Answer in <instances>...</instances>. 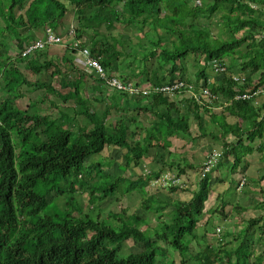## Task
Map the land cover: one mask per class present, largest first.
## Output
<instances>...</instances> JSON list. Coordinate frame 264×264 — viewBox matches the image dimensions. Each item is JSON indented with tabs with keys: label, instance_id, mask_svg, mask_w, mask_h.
<instances>
[{
	"label": "trees",
	"instance_id": "1",
	"mask_svg": "<svg viewBox=\"0 0 264 264\" xmlns=\"http://www.w3.org/2000/svg\"><path fill=\"white\" fill-rule=\"evenodd\" d=\"M260 11L247 0H0V264H190L186 260L190 242L211 210L205 208L215 181L208 179L212 173L203 176L189 200L172 202L157 191L141 196L139 205L157 215L155 223L147 214L129 212L134 203L120 205L119 211L109 210L114 217L110 220L99 200L110 196L122 200L141 182L147 184L148 176L162 175L167 168L164 160L163 168L150 174H128L127 168L142 164L145 154H153L154 146L168 150V154L179 153L172 139L193 134L191 116L207 133L202 111L210 113L212 123L219 125L221 135L212 132L223 150L216 166L232 157V171L238 166L247 169L243 157L255 148L247 142L262 141L255 149H264V108L260 104L264 93L250 99L236 95L264 88V20ZM212 14L230 29L229 36L211 32L206 20ZM72 18L76 21L75 35L67 34L59 43L65 45L61 62L66 70L60 61L49 58L47 47L25 57L7 53L12 41L23 50L37 40L42 29V37H46L47 25L58 30ZM118 24L122 28L137 26L145 33L142 40L133 43L123 33L114 35L113 27ZM146 27L152 29V36L145 32ZM133 45H139L138 51L130 49ZM86 46L99 58L104 75L74 63L73 59L79 60L75 53ZM240 47L245 49L236 56ZM225 54L234 55L233 63L225 60ZM218 61L225 62L227 69L211 81L207 69L213 71L212 65ZM18 64L24 65L23 69ZM29 72L47 73L60 89L55 82L29 79ZM232 72L244 73L246 80L233 82ZM138 75L142 76L140 81ZM113 77H131L138 87L144 81L154 86L175 81L184 85L168 93L137 92L134 98L143 101L134 110L126 101L132 93L109 84ZM191 84L196 92L209 85L224 99L222 105L212 101L222 110L217 112L215 104L196 99L187 91ZM23 85L31 91L45 90L36 100L29 98L26 108L17 104L24 96L20 92ZM111 146L123 151L126 162L117 176L105 170L111 157L100 156ZM148 157L153 159L156 153ZM191 166L195 163L182 169L177 166L181 172L176 175L183 178ZM242 179L248 182L245 176ZM225 180L216 178L217 182ZM179 187L168 186V190ZM78 189L87 192L85 205L76 196ZM226 205V200L219 203L209 219L217 213L223 215ZM237 206L240 211L246 208L240 203ZM165 207L171 209L163 210ZM262 218L249 219L237 250L209 246L201 255L206 258L201 264L250 263L246 259L253 251L245 255L242 248L249 245L246 234L257 225L264 228ZM130 239L141 249L122 253ZM167 243L173 248L168 249Z\"/></svg>",
	"mask_w": 264,
	"mask_h": 264
},
{
	"label": "rangeland",
	"instance_id": "2",
	"mask_svg": "<svg viewBox=\"0 0 264 264\" xmlns=\"http://www.w3.org/2000/svg\"><path fill=\"white\" fill-rule=\"evenodd\" d=\"M198 3V1H196ZM121 7V6H119ZM74 14L73 12H69L68 15H72ZM210 20H206V22L209 23L208 27H210L211 32L213 34H217L218 32L221 35L224 36H229L228 31L230 30L228 27L222 26V22L217 18V16H215V14H212ZM65 22V21H64ZM72 24V25H70ZM76 24V21L74 20V18H72L71 20H69L68 22H65L63 24H60V29L56 30L55 27L53 26H49L47 25L45 27V33L44 35L48 38L50 37L52 34H55L56 37H58L59 39H56L54 41H56V43L50 44V45H46L45 47H47L46 49H49V58L52 59L53 61H60L61 62V57H62V52H63V46H65L64 44H59L61 42H58L60 40V37L66 38L67 34H69V29L74 28ZM70 25V26H69ZM62 26V28H61ZM152 29L149 27H146L145 32H147L150 36H152ZM159 33H162L163 29L159 28L157 30ZM221 31V32H220ZM43 32L44 29H42V31L36 35V39L38 38H42L43 36ZM60 35H57V33ZM119 33H123L124 36L129 37V40H131L133 43H138L139 41L142 40V35L145 33H142V31H140V29L137 26H132L129 28H122L121 25H116L115 27H113V34H119ZM40 41V40H39ZM12 45L8 48V54H10L12 57L16 58L17 53H21V55L23 57H25V52L24 49L27 48L29 45L27 44L24 49L22 50L21 48H19V46H16V43L14 41L11 42ZM26 43V42H25ZM52 45V46H51ZM50 46V47H48ZM61 46L60 51L58 50V47ZM139 45H133V46H129L131 50H137ZM44 47V48H45ZM128 47V48H129ZM43 48V49H44ZM2 50H5L4 48H1ZM245 49V47H240L237 48L235 50V54L236 56L238 54H240L243 50ZM22 50V51H21ZM138 51V50H137ZM76 54V57L79 58V60L77 59H73L74 63H78L79 65H82L83 67H85L88 71L90 70H96L97 72H99L100 74H103L99 69L94 68L96 66H94L93 68H91L89 65H87V63L84 61H82L81 58H83V51L78 50ZM225 60L228 63H233V54H225ZM2 58V56H1ZM60 58V59H59ZM3 61H5L6 59V55H3ZM20 66V69H23L24 65L18 64ZM61 66H64L63 70H66L67 68L65 67L64 63H60ZM141 66V65H140ZM213 71L210 69V67L207 69L208 72H210L211 75V81H213V79H217L219 77H221V74H216V73H220V72H216L214 70V65H212ZM240 68V67H239ZM192 70V68H191ZM23 71V70H21ZM138 72V70H137ZM123 75H125V77H128V73L122 72ZM244 75V73H243ZM29 79H34V80H38L39 82H51L54 83V79H51L50 75H47V73L45 74H40V75H34L33 72H29L28 76ZM132 77V76H131ZM129 77V80L134 81L133 78ZM138 81H140V79H142L141 75L137 76ZM140 86V88H150L153 84L150 82H146ZM135 84V83H134ZM55 85L57 88L60 89V84L55 82ZM202 88H208L211 89L209 85H204V87ZM201 88V89H202ZM201 89L198 88V93H200ZM1 92H3V89L1 88L0 85V94ZM20 92H22L24 94V96L22 98H19L17 100V104L22 107V108H26L29 106L30 104V99L31 100H36L39 96H41L45 90L41 89L38 91H31L30 89H28V85H23L20 88ZM214 95H218V93L214 94ZM211 97H204L203 98V102H209L212 106L213 104H215L214 102H212V98ZM30 98V99H29ZM217 102H219L221 105L224 103V99H216ZM216 105V104H215ZM131 106V105H130ZM134 108V107H133ZM131 106V109H133ZM215 111H220L222 110V108H220V105H216L215 108H213ZM210 110V108H209ZM120 114L122 113V111L119 112ZM190 116L192 115V112L189 111ZM202 114L205 115L203 121V125L207 128V133H204L201 128L199 127L200 123L195 120V118H193L192 116L190 117V122L191 123V127L193 128V134L190 137H186V140H190L188 141H175L173 145L175 149L178 150V147L176 145H179L181 147L180 152H182L185 155H188L187 157H190L189 159H191V161H193L194 163H196L198 161V156H200L202 158V164H204L208 158V153H210L211 151L215 150L212 148V145L215 146H221V142L217 141L215 139V137L213 138V134L212 132H214V135H221L220 131H219V125H214L212 123L211 120V114L210 113H203ZM229 120H231L230 117H228ZM199 123V124H198ZM207 126H206V125ZM198 135V137H197ZM198 138V139H197ZM192 140V141H191ZM16 145L20 144V141H14ZM201 142V143H199ZM199 143V144H198ZM214 147V146H213ZM120 148H115L113 146H111L110 148L106 147V149H104L103 153L100 154V156H110L111 158L108 160L110 161L108 163V165L106 164V171L112 173V175L117 176L120 175V173L123 172L122 168H121V164H125V159L123 158V154L121 152V149L118 150ZM203 151L202 155H200V153ZM151 153L153 154H145L147 157L149 155H154L156 153V157L154 158V160H151L149 158L143 157L144 161L142 162V164L140 163H133V165L129 166L127 168V173L128 174H133V175H137L138 173H142L144 171V173H148L147 171L149 169L151 170H159V168H163V162H160L159 164H155V162L158 160L156 159L157 157H160V155L163 154H167L168 155V150H163L162 148H160L159 146H154L153 148H151ZM248 156V155H247ZM166 157V156H165ZM229 159V158H228ZM227 159V160H228ZM244 159V157H243ZM219 161V160H218ZM198 165H195V167H197ZM241 166H238V170L241 169ZM144 168V169H143ZM155 168V169H153ZM227 169V168H226ZM224 169V171L226 170ZM164 170H167L166 168ZM163 170V171H164ZM216 170V166L213 168V170L210 172L212 173V178L211 176L208 179H215V181L211 184V194L210 197L207 200V205H206V210H209V212L203 217L202 221H201V225L199 227H197L198 230L197 231V235L195 237H193V239L190 242V250L187 251V255L188 257H186V260H188V262H190V264H201V262H205V257L201 256L202 253H207L208 252V248H210L209 246H214V248L220 249L222 248L224 251H226L227 249H232L235 250L236 245L238 243L241 242L242 239H244V228L246 227L247 223L249 222V218L250 217H255V216H259L260 214L264 215V207L261 206H257L256 204H254L253 206L251 205L250 202H246L244 195L241 196L242 200L240 199L239 203L240 204H250L247 205L248 207H250L252 209V211H240L241 209L237 206V204H235V199L232 197H236V195H233V193L230 194V197L233 200H229L226 199L227 201V205H226V209H228V212L225 214H230L232 212V216L233 217L230 221H232V226H233V234H226L227 230H230L229 225H228V219L229 218H225L223 217V215H221L220 213L215 214V217L213 216L212 218L209 219V217L212 215L213 212L212 209L215 208L217 205L216 203L221 201L223 198H225V191L221 190L222 188V184L225 186L227 183H230L233 178H236L235 174L237 175V173H228V171L223 172L222 176L223 178H225V181L222 182H217L216 181V177L215 176H219V175H215L217 174ZM190 172H193L194 174H196L197 176L193 179V178H188V177H183L181 178L182 182L180 184V187L176 190L171 192V190H168V185L164 184L163 182H161V178H154V177H150L148 176L147 179V184H142L137 186L130 194H126L122 197V200H118L116 199L115 196H110L107 198H104L102 200H99V206L103 209V213L104 216H106L107 218H109L110 220H114V217L110 216L109 214V210H114V211H119V206H127V205H132L129 208V212H131L132 210H136L140 213H144L147 214L148 216L152 217V220L154 221H158L157 215L153 212V211H147L146 209H144L143 206L139 205L140 202H142L143 198H141V196H148L151 193L157 191L159 193V196L165 200H169V201H175L177 198L182 199V200H186L189 199L190 196L192 195V190L194 188H198L200 186V182L203 180V176L201 174H199L200 169L198 167V169L195 168H191L189 169ZM166 173H168V171H165ZM225 174V175H224ZM165 178H168V175L165 176ZM206 178L205 181H203V183H206ZM202 183V184H203ZM235 187V185H234ZM78 188V186H77ZM245 190H249V188H246ZM221 192V194H220ZM252 193V192H251ZM260 197H264V193L260 194V191H258ZM254 195V194H251ZM76 196L79 198L80 202H82V204H86L87 203V192H84L81 189H78V191L76 192ZM238 198V197H237ZM138 199V200H137ZM135 201V202H134ZM264 201V199H263ZM252 203H255L254 201ZM137 204V207L134 206ZM235 204V205H234ZM139 205V206H138ZM169 210L171 209V207H165L163 210ZM240 211V212H239ZM243 219L240 216V214H244ZM238 215V217H237ZM230 217V218H231ZM248 217V218H247ZM209 219V220H207ZM207 220V221H206ZM205 221V222H204ZM151 223L149 225V228L152 229L153 228V224ZM261 226H263L261 224V222L259 223ZM218 226L220 227V229H218ZM143 228H146V226H143ZM217 228V229H216ZM255 230V231H253ZM251 231V235H252V241L251 244L254 246V249L252 248V245H246L244 246L243 252L244 254H248L249 256L251 255L252 251L253 254L248 258L249 260L246 259V261L250 262L248 264H264V228L258 227L256 226L255 229H253ZM235 233V235H234ZM248 235V234H247ZM246 235V237H247ZM222 237V238H221ZM245 237V239H246ZM168 244V243H167ZM169 246L172 247L170 244H168V249ZM173 248V247H172ZM172 248H170V251H174L172 250ZM213 248V249H214ZM141 249V245L140 244H135V242L130 239L128 240V242L123 246L122 249V253H125L127 250H133V251H137ZM168 252V251H167ZM198 253V255H196ZM194 254V255H193ZM235 257V256H234ZM180 262V261H178ZM187 262V261H186ZM216 262H214L213 264H215ZM224 263H227L226 260L224 261ZM158 264H164V262L160 261L158 262ZM182 264V263H181ZM186 264V263H185ZM189 264V263H187Z\"/></svg>",
	"mask_w": 264,
	"mask_h": 264
},
{
	"label": "crops",
	"instance_id": "3",
	"mask_svg": "<svg viewBox=\"0 0 264 264\" xmlns=\"http://www.w3.org/2000/svg\"><path fill=\"white\" fill-rule=\"evenodd\" d=\"M247 1H249L251 3V5H253L254 8L258 9L259 11L261 10L260 11V13H261L260 16L264 20V0H257L255 2L250 1V0H247ZM257 13H258V11H257ZM214 80H216V79H213V81ZM134 97H135L134 95L131 96V97H127L126 101L128 102L129 105L132 106V108L134 107L133 109L135 110V108L139 107L140 102L143 101V100L139 101V99L136 100ZM136 97H138V96H136ZM260 104H261V107L264 108V106H263L264 105V95H262L260 97ZM147 120H149V119L147 118ZM247 124L248 123L246 122V125ZM191 129H192V132H194L192 127H191ZM188 137H190V135ZM197 137H198V135H197ZM213 138H214V136H213ZM172 141H188V140H186V136L184 135L182 138H180V139L174 138V139H172ZM261 142L262 141H248L246 145H250V146H254L255 148H258L257 145L260 146ZM199 143H201V142H199ZM212 148L213 149H215V148L216 149H220L218 146H215V145H212ZM255 148L252 151L250 150V152L247 151L246 154L244 155V160H246V162L248 163V166H247L246 170H242V169L238 170L237 169L235 171H232V169L229 168V165L231 164L232 159H233L232 157L229 158L228 162H226L225 164H219L218 166H216V170L215 171L217 172V174H215V175H219V176H215L216 178L217 177H221L222 173L225 172V171L226 172L228 171L229 174L230 173L232 174L234 172L237 173V175L235 174L236 178L234 179V181H231L230 183H227L225 186L222 184V187H221L222 189L221 190L225 191V195H228V196L225 197V199H222L221 201L217 202L216 205H218L219 203H221L223 200H226V199L233 200L232 198L235 199V201H236L235 204H237V203H239L240 199L242 198L241 196L244 195L245 201L246 202H250L252 206L254 204H256L257 206L264 207V201H263L264 197L258 196L259 195L258 191H260V194L264 193V149H262V150L257 149L256 150ZM175 150L178 151L179 153L173 151V152H171V154H168V155L165 154L166 157H162V155H160V157L156 158L158 160L155 162V164L156 163L159 164L160 162H163V160H164L165 164H166V167H167L166 168L167 170H164V171H171V172H174V173H178L180 171V170L178 171L179 167L181 169L183 167L186 168V167H188L189 163L190 164L194 163L193 161H191V159H189L190 157H187L188 155H185L182 152H180L181 147L178 150L177 149H175ZM202 153H203V151L200 153V155H202ZM148 158L151 159V160H154V158L152 159V157H148ZM198 158H199L198 161L195 163V165H198V166L197 167H192L191 166L190 168H187L185 170L184 174H183L184 177L186 176L188 178H193L194 179L197 176L193 172H190L189 169H191V168L198 169V167H200V165L202 164V158L200 156H198ZM174 162L176 163V165L173 166ZM177 163H179V164L177 165ZM170 165H172V166H170ZM177 166H179V167L177 168ZM153 169H155V168H153ZM224 169H226V170L224 171ZM148 171H152V170L149 169ZM243 176L248 178V182L246 184H244L241 188H238L239 187V181H241L239 179H241V177H243ZM249 179H250V181H249ZM234 185H235V187H234ZM244 188L245 189L249 188V190L247 191ZM194 189H196V188H194ZM231 193H233V195H236V197H232L231 198L230 197ZM220 194H221V192H220ZM251 194H254V195H251ZM192 196H193V190H192V195L190 196V198ZM189 199H186V200H189ZM253 201L255 203H252ZM243 205L246 206V208H244V211L245 210L246 211H252V209L247 206V205H250V204H243ZM239 208L242 209L241 207H239ZM227 212H228V209H226L224 214L227 213ZM244 215H245V213L244 214H240L239 217H241L243 219ZM231 216H232V212L225 217L226 219L229 218L228 219V225H229L230 230L226 231L227 234H233V232H234V231H232L233 230L232 221H230L233 218ZM259 216H263L264 217L263 214H260ZM237 217H238V215H237ZM255 217H257V216H255ZM251 218L252 217H250L249 219H251ZM262 219L264 220V218H262ZM253 231H255V230H253ZM243 234H244V232H243ZM234 235H235V233H234ZM246 240L249 243V245H252L251 244V241H252L251 231L248 233V235L246 237ZM252 248L254 249L253 245H252ZM229 250H232V249H229ZM235 250H237V248Z\"/></svg>",
	"mask_w": 264,
	"mask_h": 264
},
{
	"label": "built area",
	"instance_id": "4",
	"mask_svg": "<svg viewBox=\"0 0 264 264\" xmlns=\"http://www.w3.org/2000/svg\"><path fill=\"white\" fill-rule=\"evenodd\" d=\"M59 39L58 37H56L55 34H52L50 37L46 38L45 40L39 39L37 40L34 44H32L31 46L28 47V49L26 50L25 53H28L32 50H35L37 48L43 47L45 42H54V40ZM81 51H83V62L85 61L87 63V65H89L91 68H97L99 69L104 75V70L103 67L99 61L98 57H95L91 50L87 47H84L81 49ZM93 68V69H94ZM227 69L225 62H215L214 63V70L216 72H224ZM231 78L233 80V82H243L246 80V76L237 72H232L231 73ZM109 84H111L112 86H116L118 88L121 89H126L128 90L130 93H134V92H144L147 93L149 90L154 91V92H172V91H176V90H180V88L184 85V83L180 82V81H175V83H166L165 85L162 86H154L152 85L150 88H140L138 86H136L135 82L132 80H121L118 79L116 77H113L112 79L108 80ZM135 83V84H134ZM204 87V86H203ZM202 88V87H201ZM200 88V89H201ZM188 92H190L192 95L195 94V98L198 99L199 101H203L204 97H211L212 101L214 99L219 98V96L214 95L216 93H213L211 91V89L208 88H202L200 93L196 92V90L194 89V85L191 84L190 85V90H187ZM264 93V88H259L257 90H255L254 92H244V93H240L236 95V98L238 99H250L258 94ZM223 154V150L221 149H215L213 151H211L210 153H208V158L206 160V162L203 164L202 169H201V173L202 176H205L208 172H210L213 167L218 163V160L220 159V157ZM161 182H163L164 184H171V183H176L179 181L178 177H173L172 179L170 178H165L162 177ZM245 184V179H242L240 181L239 187L241 188L243 185Z\"/></svg>",
	"mask_w": 264,
	"mask_h": 264
},
{
	"label": "clouds",
	"instance_id": "5",
	"mask_svg": "<svg viewBox=\"0 0 264 264\" xmlns=\"http://www.w3.org/2000/svg\"><path fill=\"white\" fill-rule=\"evenodd\" d=\"M75 30H74V28H71V29H69V35L71 34V35H75ZM57 33V32H56ZM57 35H60V34H58L57 33ZM47 37H42V38H38L37 40H39V39H42V40H45ZM64 38L63 37H60V40L58 41V42H61L62 40H63ZM36 40V41H37ZM36 41H34V42H32V43H30V44H28L29 46H31L32 44H34ZM50 43H56V41H54V42H45V44H44V46L43 47H45V45H47V44H50ZM28 46V47H29ZM28 47L27 48H25L24 49V52H26V50L28 49ZM43 47H40V48H37V49H41V48H43ZM87 48H89L90 49V47L89 46H86ZM84 48V47H83ZM37 49H35V50H37ZM81 49H82V47H81ZM80 49V50H81ZM91 50V49H90ZM34 50H32V51H30V52H28V53H25V56H27V54H31L32 52H33ZM92 52V51H91ZM96 57V56H95ZM82 59V58H81ZM83 61V60H82ZM100 61V60H99ZM101 63V62H100ZM116 78H118V77H116ZM118 79H120V78H118ZM121 80H129V78H125V79H121ZM138 93H141V92H138ZM144 93V92H143ZM132 95H137L138 96V94H137V92H134V93H132ZM219 163V162H218ZM217 165V164H216ZM215 165V166H216ZM202 166H203V164H201L200 165V167H199V169H200V171H201V169H202ZM214 166V167H215ZM213 167V168H214ZM213 170V169H212ZM211 170V171H212ZM210 171V172H211ZM148 173H146V174H150V171H147ZM210 172H208V173H210ZM162 175H160L159 177H154V178H160V177H165V176H167L168 175V178H170V179H172L173 177H178L179 178V181L178 182H176V183H171V184H166V185H168V186H172V185H176V184H181V182H182V180H181V178L178 176V175H176V173H174V172H171V171H168V173H166L165 171H163L162 173H161ZM200 174H202V173H200ZM218 229H220L219 227H218Z\"/></svg>",
	"mask_w": 264,
	"mask_h": 264
}]
</instances>
